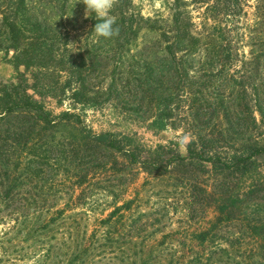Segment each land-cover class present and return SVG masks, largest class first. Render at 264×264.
I'll use <instances>...</instances> for the list:
<instances>
[{"label":"rangeland","instance_id":"374dc122","mask_svg":"<svg viewBox=\"0 0 264 264\" xmlns=\"http://www.w3.org/2000/svg\"><path fill=\"white\" fill-rule=\"evenodd\" d=\"M185 2V10L195 24L193 29L201 30V22L206 20L205 7L192 4L191 0ZM133 3L144 16L160 15L164 19L174 14L176 6L175 0H133ZM255 6L256 0H247L246 14L240 20L242 23L254 21ZM76 12L77 15L69 18L67 15L65 26L77 29L73 33L79 34L80 39L75 43L71 38L68 51L62 48L61 52H66L67 56L61 66L66 67L63 72L53 67L54 74L46 82L58 80L63 84L74 74L78 80L74 87L83 92L81 103H74L70 91L60 99L54 96L57 93L47 91L50 89L37 86L34 90L31 71L24 63L14 64L13 50L0 48V92L6 89L5 84L9 89L15 85L20 92L27 89L54 115L69 110L76 114L73 120L78 116L80 119L78 124L41 127L34 132L29 128L25 137L15 140L0 138V264H70V258L62 253L48 258L45 254L48 240L37 237L34 232L28 233L32 229L30 225L23 233L6 231L13 221L2 214L27 207L32 214H38L40 219L33 218L38 221L37 225L55 208L70 204L78 206L81 213L75 214V218L82 224L88 223L91 230L98 220L109 214L112 204H122L132 198L135 200L132 209L135 216L139 215L138 212H146L142 219L150 217L159 224L160 231L154 234L155 239L151 236L148 241L171 235L170 238L176 240L169 252L179 250L177 260L189 261L204 253L205 258L212 257L213 262L209 264H225L215 249L220 242L223 247H229V251L240 254L230 259V264H264V105L260 114L253 100L264 64L252 68L255 73L250 78L233 70L239 67L230 65L228 72L214 74L216 80H203L201 95L205 94L212 103L211 108L215 110L217 106V111L222 114L221 120L217 121L218 112L205 111L208 113L204 118H211L210 126H223L232 134L228 142L218 146L216 164L204 161L197 154L185 164L172 161L169 160V151L188 155L186 142L191 133L178 120L162 131L150 125L151 116L157 111L158 95L150 93L143 97L147 89L145 86L140 88V81L156 79L159 75L155 69L158 66L149 64L152 55L148 56V53H153L145 46V41L150 36L144 37L143 31L136 41L138 45L135 46L137 43L134 42L131 49L129 43H125V37L112 44L106 41L94 43L97 36L89 30V17H85V6L81 1ZM150 39L155 42L153 50L161 57L162 47H156L157 38ZM239 51L249 53L247 47H241ZM98 57L100 61L103 59L100 68L92 65L100 63ZM68 59H76L77 64L72 67ZM58 60L55 65H59ZM250 67L244 65L246 70ZM194 69L200 70L201 67ZM229 78L234 80L231 79L230 83L224 81ZM37 90L44 91L41 93L44 96ZM216 95L219 105H216L217 98H213ZM137 110L142 114L146 112L148 119L137 114ZM102 132L115 133L117 140L124 145L130 142L125 136L133 138L131 142L138 148L141 160L147 153L150 160L147 159L145 164L151 172L141 168L142 163L125 162V158L119 155L121 153L102 148L91 135ZM253 137L260 144L256 151L253 148L255 143L251 141ZM159 144L165 149L155 152ZM247 150L255 153L251 159L245 161L247 157H243L239 161L241 165L230 161L233 155L240 156ZM227 160L231 163L229 167ZM84 175L87 179L83 187H77L75 181L84 180ZM222 207L228 208L226 212H232V219L222 217L221 222L218 220ZM75 212L73 209L67 213ZM209 229V237L220 236L214 237V241L210 238L203 250L196 236ZM149 232H154V228L150 227ZM150 233L146 235L149 237ZM223 235V239H219ZM228 238L234 247L226 245ZM104 258L101 262L105 261Z\"/></svg>","mask_w":264,"mask_h":264},{"label":"trees","instance_id":"16d2710c","mask_svg":"<svg viewBox=\"0 0 264 264\" xmlns=\"http://www.w3.org/2000/svg\"><path fill=\"white\" fill-rule=\"evenodd\" d=\"M79 1L81 0H0V48L13 50L14 64L19 66V63H24L31 71L34 78V85L31 87L34 90L37 86L50 89L47 91L57 93L54 96L60 99L70 91V97L74 103H81L83 98L80 88L74 87L75 82H78L74 74L63 84L58 80L56 82L46 81L49 76H53V67L56 71H64L66 66H61V64L66 61L64 58L67 53L64 51H68L69 40L72 38L75 43H78L80 39L79 34L73 33L77 29L65 26L67 15L68 18L77 15ZM191 2L205 7L204 19L206 20L201 22V30L193 29L195 24L189 12L185 10L187 4L185 0H175L176 6L173 8L175 12L167 19L161 18L160 15L144 16L136 10L133 0H115L111 15L116 20L118 34L110 39L96 37L94 43L106 41L112 44L123 41L125 37L124 41L129 43L128 46L131 49L143 31L144 37L150 36L149 39H145V46L153 53H148V56L152 55V61L150 60L149 64L158 66L155 69L159 75L156 79L147 78L140 81V88L145 86L147 89L143 97H148L150 93L158 95L157 111L152 114L150 125L157 131H162L166 130L169 125H175L173 121L178 120L184 129L191 133V138L186 142L188 155L185 157L179 152L172 154L169 151V160L185 164L197 154L203 157L204 161L215 165L219 156L218 146L228 142L232 134L223 126H210L211 118H204L208 113L205 111L218 112L217 121L221 120L222 114L221 111H217V106L215 110L211 108L212 103L208 102L205 94L201 95L200 87L204 83L203 80H210V82L216 80L214 79L215 73L222 75L228 72L230 65L239 67L233 70L250 78L255 73L252 68L264 64V0H256L255 18L252 23L240 21L246 14L247 0H191ZM90 18L88 20L89 30L94 32L92 27L96 21ZM152 37H156L159 42L156 47H162L161 57L154 51L155 42L150 39ZM137 45L138 43L135 44ZM63 47L65 50L61 52ZM241 47H247L249 53L245 51L240 53ZM57 60L59 65L54 63ZM102 61L103 59L100 63L92 65L100 68L103 65ZM69 62L72 67L77 64L76 59H68ZM246 64L251 66L250 69L244 68ZM197 66L201 69L195 70L194 67ZM260 74L262 78L254 88L253 95L256 98L253 100L256 102L255 106H258V112L262 114L264 71L262 73L260 71ZM195 78L197 81H194ZM231 79L234 80V78H229L224 81L230 83ZM130 83L132 84V79ZM242 84H244L243 81ZM3 87L6 89L0 92V138L15 140L25 137L24 134L30 130L29 128L34 132L36 128L41 127L50 128L80 123L79 116L78 119L73 120L72 117L76 114L69 110L54 115L42 100L27 92V89L20 92L15 85L11 89L6 84ZM243 89L247 91L245 86ZM37 93L44 96V91L41 92L43 94L39 91ZM61 94L64 95L60 96ZM217 97L218 95L213 98ZM216 103L219 105V98L216 99ZM247 107L250 110L249 104ZM136 113L142 114L140 110ZM236 114L239 117V111ZM142 116L146 117L145 120L148 119L146 112ZM235 118L238 119L236 116ZM254 120H256L255 117ZM91 135L94 140L97 139L101 143L100 146L105 150L121 153L119 155L125 158V162L142 163L141 168L151 172L145 164L150 160L147 153L144 160H141L142 156L138 148L131 142L133 138L125 136L130 142L124 145L120 144L115 133L102 132ZM251 141L255 143L253 145L255 151L260 149L259 142H255L257 139L253 137ZM159 149L164 150L165 146L159 144L155 152ZM252 151L241 152L240 156L235 154L230 161L235 165H241L239 161L244 159L243 157H247L244 159L246 161L255 155ZM230 164L228 162L227 166L229 167ZM83 178L84 180L75 181L77 187H83L87 179L86 175ZM134 201L132 198L125 200L122 204H112L109 214L98 220L91 230L88 223L82 224L75 218V214L81 213L78 206L70 204L55 208L37 225L35 224L38 221H34L33 218H39L38 214L36 212L32 214L27 207L12 209L10 214L4 213L2 216L10 217L13 221L5 229L6 231L12 230L10 232L12 234L23 233L24 228L30 225L32 229L28 233L34 232L37 237L48 240L45 247V254L48 258L53 254L62 253L70 258V264H114L112 261H117L118 264H209L213 262L212 257L205 258L204 253L196 258H190L189 261L177 260L176 254L179 250L169 252L176 240L171 239V235H163L162 238L149 242L148 239L151 236L154 238V234L160 231V227L157 226L159 224L157 221L154 222V219H149L150 217L142 219L146 212H138L139 215L135 216L132 213ZM73 209L77 212L67 213ZM227 209L220 208L218 216L220 222L222 217L227 220L232 219V212H226ZM33 222L35 223L31 225ZM150 222L152 223L149 224ZM150 227L154 228V232H149ZM210 230H203L196 236L203 250L207 247L206 243H210V238L214 241V237L220 236L214 234L209 237ZM147 232L151 234L149 237L146 235ZM223 237L224 235L219 239ZM226 241H228L226 245L234 247L229 238ZM219 243L217 242L215 249L218 250L225 264H230L229 261L233 257H239L240 254L229 251V247H223ZM103 258L105 261L101 262Z\"/></svg>","mask_w":264,"mask_h":264},{"label":"clouds","instance_id":"9594fccd","mask_svg":"<svg viewBox=\"0 0 264 264\" xmlns=\"http://www.w3.org/2000/svg\"><path fill=\"white\" fill-rule=\"evenodd\" d=\"M85 17L94 18L93 31L98 38L110 39L118 34L116 20L111 15L115 0H81Z\"/></svg>","mask_w":264,"mask_h":264}]
</instances>
